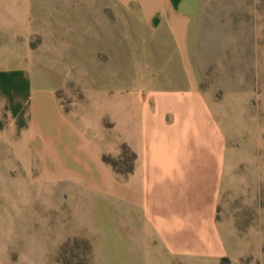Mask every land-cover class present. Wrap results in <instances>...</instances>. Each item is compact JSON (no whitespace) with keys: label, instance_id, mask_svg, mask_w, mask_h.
Listing matches in <instances>:
<instances>
[{"label":"rangeland","instance_id":"1","mask_svg":"<svg viewBox=\"0 0 264 264\" xmlns=\"http://www.w3.org/2000/svg\"><path fill=\"white\" fill-rule=\"evenodd\" d=\"M37 5L40 29L47 8ZM48 9L56 15L55 5ZM108 11L113 33L123 34L128 48L127 71L120 69V55L115 54L120 40L113 39L112 47L98 43L100 63L90 71L88 66H76L74 59L61 64L73 57L55 54V46L54 54H41L47 41L41 30L34 35L31 92L28 68L19 70V64L12 63L0 70V115L14 118L18 130L32 126L37 132L29 150L18 148L16 157L0 146V264H264V0H194L190 11L194 67L227 142L219 221L229 254L213 261L170 255L155 238L134 246L131 235H125L138 231L139 222L127 229L121 215L128 209L126 201L106 191L103 178L109 177L104 171L116 175L115 186L121 191L134 160L133 153L120 145V128H114L108 116L101 119L106 110L115 111L110 83L120 79L137 83L161 73L182 85L185 75L177 56L143 54L148 32L142 24L129 15L130 22H121L120 15ZM169 58L170 72L142 69L149 62L158 69L159 61ZM94 73L97 87L90 88ZM40 88L47 93L41 95ZM52 88L71 117L59 115ZM54 129L64 132L67 149L79 140L90 146L91 151L79 152L87 167L65 155L66 169L82 176L79 184L68 178L71 174L60 178L57 170L51 173L43 161L40 133ZM23 157L29 159L27 164ZM92 240L100 244L98 262Z\"/></svg>","mask_w":264,"mask_h":264},{"label":"crops","instance_id":"2","mask_svg":"<svg viewBox=\"0 0 264 264\" xmlns=\"http://www.w3.org/2000/svg\"><path fill=\"white\" fill-rule=\"evenodd\" d=\"M38 1L41 7L47 8L40 29L36 25L34 11ZM53 1L0 0V70L9 69L12 63H18L19 70L28 68L31 72L28 91L31 92L35 83L33 70L37 53L34 35L41 30L42 37L47 40L41 45V54L52 55L56 47L55 54H71L73 57L64 58L61 64H70L69 60L74 59L76 66H88L90 71H96L100 63L96 52L98 43L112 47L113 39L116 42L120 40L119 44L116 43L115 54L120 55V69L127 71L128 48L123 43V34L113 33L107 11L120 15L121 22L123 19L130 22L129 15L142 24L148 32L142 45L143 54L177 56L185 73L184 81L177 85L172 82V75L159 73L137 83H129L126 79L110 83L113 90L108 92L115 111L106 110L101 119L108 116L115 122L114 128H120V145L130 149L134 160L126 186L121 191L115 186L116 175L112 172L104 171L109 178L108 181L103 178V184L108 194L126 201L128 209L121 210L125 227L135 228L133 223L135 220L139 222L138 231L132 230L125 235H131L130 241L134 246L149 243L155 238L173 256L206 261L227 256L229 250L219 221L221 192L227 170L226 134L193 63L190 11L194 0ZM54 5L55 16L52 14L54 11L49 12L48 9ZM53 39H57L55 44ZM159 62L158 69L150 62L142 69L173 70L172 58ZM88 85L97 87L95 73ZM51 91L56 95L53 88ZM39 93L47 92L40 88ZM55 102L59 115L66 119L69 115L57 95ZM73 126L75 135L80 136L79 130ZM63 133L61 129L40 133L43 138L41 156L47 168L52 169L51 173L57 170L60 178L71 174L66 176L79 184L82 176L66 169L65 155L87 167L79 152L91 149L82 140L72 150L67 149ZM36 137L37 132L32 126L18 130L14 118L0 115V146L11 150L13 156H17L18 148L25 152L29 150ZM21 160L25 164L29 162L28 158ZM109 180H113V184ZM92 246L98 262L100 244L93 241Z\"/></svg>","mask_w":264,"mask_h":264},{"label":"trees","instance_id":"3","mask_svg":"<svg viewBox=\"0 0 264 264\" xmlns=\"http://www.w3.org/2000/svg\"><path fill=\"white\" fill-rule=\"evenodd\" d=\"M123 148H124L125 150L130 151V149H129L126 145H124ZM130 152H131V151H130ZM131 153H132V152H131ZM133 156H134V155H133ZM131 169H132V167H130L129 171H131Z\"/></svg>","mask_w":264,"mask_h":264},{"label":"clouds","instance_id":"4","mask_svg":"<svg viewBox=\"0 0 264 264\" xmlns=\"http://www.w3.org/2000/svg\"><path fill=\"white\" fill-rule=\"evenodd\" d=\"M119 153H114L113 155L115 156V155H118Z\"/></svg>","mask_w":264,"mask_h":264}]
</instances>
